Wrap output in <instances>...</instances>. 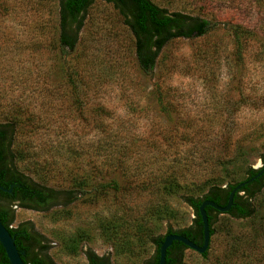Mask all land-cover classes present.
<instances>
[{
	"label": "rangeland",
	"instance_id": "1",
	"mask_svg": "<svg viewBox=\"0 0 264 264\" xmlns=\"http://www.w3.org/2000/svg\"><path fill=\"white\" fill-rule=\"evenodd\" d=\"M151 1L212 31L169 42L143 75L111 4L88 8L70 51L57 43L58 0H0V124L14 122V166L73 194L46 212L15 208L12 227L42 237L54 264H87L88 250L110 264H143L154 248L133 237L136 224L153 237L188 227L184 198L207 192V172L233 183L261 167L264 0ZM74 73L81 81L71 83ZM223 153L225 167L215 166ZM174 181L181 187L167 195ZM260 212L219 216L207 257L186 250L182 264H264Z\"/></svg>",
	"mask_w": 264,
	"mask_h": 264
},
{
	"label": "trees",
	"instance_id": "2",
	"mask_svg": "<svg viewBox=\"0 0 264 264\" xmlns=\"http://www.w3.org/2000/svg\"><path fill=\"white\" fill-rule=\"evenodd\" d=\"M95 1L58 0L59 36L57 43L60 49L73 51L76 47L86 12ZM101 1L113 6L122 18L123 25L133 36L135 60L143 75L153 72L159 54L169 42L204 37L212 31L210 21L178 12H168L166 9L155 5L151 0ZM75 77L76 81L77 79L81 81L77 73H74L70 76L71 83ZM13 123L0 124V222L14 239V245L24 264H54L47 256L48 247L42 237L25 224L12 227L13 211L9 206L15 202L18 203L17 208L46 212L57 206L60 198L69 199L73 194L39 185L17 171L11 152L14 134ZM225 153L215 156L213 160L215 166L225 167ZM231 153H233L232 156L237 157L236 153ZM260 159L261 167L257 170L247 167L244 172L245 179L238 182L227 183V178L222 174V171L207 172L208 177L204 181L209 183L207 192L198 198L191 196L184 198V202L193 213V219L188 227L178 230L169 229L163 237H153L144 234L139 223L136 224V233L133 237L139 242L146 240V243L154 248L153 253L143 261V264L159 263L160 246L164 237L170 234L183 236L195 245L202 246L203 225L198 211L200 205L205 200H209L225 207L229 194L236 185L250 180L264 169V156H261ZM180 187V182L174 181L164 185L162 190L167 195H172ZM263 188L264 173L235 194L233 205L228 213L222 215L212 208L206 207L210 238L219 230L217 226L219 216H226L232 220H249L259 215L260 211L264 210V194H260ZM102 189L104 188L102 187ZM186 250L188 249L181 243L173 242L166 251L165 264H182ZM207 253L208 250L202 257L206 258ZM85 258L87 264H110L108 258L98 257L91 250L85 252ZM0 264H10L1 245Z\"/></svg>",
	"mask_w": 264,
	"mask_h": 264
},
{
	"label": "water",
	"instance_id": "3",
	"mask_svg": "<svg viewBox=\"0 0 264 264\" xmlns=\"http://www.w3.org/2000/svg\"><path fill=\"white\" fill-rule=\"evenodd\" d=\"M264 173V169H262L255 177L251 178L248 181L241 182L231 191L228 197L227 205L225 207H221L209 200H205L200 205L198 211L199 216L202 221L203 225V243L202 246H197L193 242L189 241L183 236L170 234L164 237L163 242L159 249V263L158 264H165V258H166V251L173 242L181 243L184 245L188 250L198 253L199 255H203L209 247L210 242V235H209V224H208V218L205 212L206 207H210L216 212L220 214H226L230 211L232 205H233V199L235 194L243 188L245 185L253 182L258 177H260ZM1 190V188H0ZM0 245L3 248L5 255L9 261L10 264H24L22 261L19 252L17 251L15 245H14V239L10 236L9 232L4 228V226L0 222Z\"/></svg>",
	"mask_w": 264,
	"mask_h": 264
},
{
	"label": "flooded vegetation",
	"instance_id": "4",
	"mask_svg": "<svg viewBox=\"0 0 264 264\" xmlns=\"http://www.w3.org/2000/svg\"><path fill=\"white\" fill-rule=\"evenodd\" d=\"M18 203H13L9 208L13 211L15 208H17Z\"/></svg>",
	"mask_w": 264,
	"mask_h": 264
}]
</instances>
